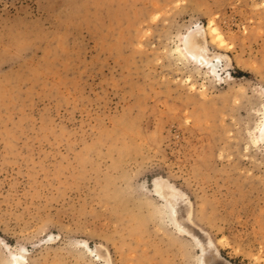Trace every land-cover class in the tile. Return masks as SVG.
Masks as SVG:
<instances>
[{
	"label": "rangeland",
	"instance_id": "1",
	"mask_svg": "<svg viewBox=\"0 0 264 264\" xmlns=\"http://www.w3.org/2000/svg\"><path fill=\"white\" fill-rule=\"evenodd\" d=\"M210 21L215 78L182 53ZM263 112L264 0H0V264L198 263L155 177L264 264Z\"/></svg>",
	"mask_w": 264,
	"mask_h": 264
},
{
	"label": "bare ground",
	"instance_id": "2",
	"mask_svg": "<svg viewBox=\"0 0 264 264\" xmlns=\"http://www.w3.org/2000/svg\"><path fill=\"white\" fill-rule=\"evenodd\" d=\"M202 28L204 29H200V30H198V28L195 29L196 30L195 32L191 33L188 38H185L186 45L182 53L184 54L185 52V54L189 56L190 62L192 61L193 63L198 65L199 68L202 67L212 77L215 78L216 76H218L219 71L223 69L225 66L230 65V63L225 56H221L220 53L209 51L206 48L207 36H211V38H213L214 40H220V34L216 26L213 25V22L210 21L206 28L205 27ZM177 52L178 54L180 53V51ZM221 57L225 61V66L223 68H218V64L216 62L218 61V59H221ZM261 125H264V112L262 114V120L260 126ZM153 191L154 194H156L160 198L163 205L165 206L166 210L165 208L164 210L167 214L166 218L168 217L173 227L175 228L176 232L178 234H182V236L190 235L193 238V240H195L196 247H198V249L202 253V255L199 258V262L196 264H229L226 260L222 259L221 256H219L217 249L214 247L212 243V240L205 235V232L200 228L196 227L192 222L190 200L180 190L174 187V185L169 183L165 178L155 177L153 179ZM185 199L187 200V203H185ZM83 242L84 244L86 243L85 241ZM22 250L20 251L10 250L9 264H25L26 249L22 248ZM97 251L99 252L95 253V255H97L96 257L103 258V260H105L106 263L110 262L108 260V255L106 252L100 253V250ZM89 252L91 253V251Z\"/></svg>",
	"mask_w": 264,
	"mask_h": 264
},
{
	"label": "snow or ice",
	"instance_id": "3",
	"mask_svg": "<svg viewBox=\"0 0 264 264\" xmlns=\"http://www.w3.org/2000/svg\"><path fill=\"white\" fill-rule=\"evenodd\" d=\"M185 203H187V200L185 199ZM25 264H27V262H25Z\"/></svg>",
	"mask_w": 264,
	"mask_h": 264
}]
</instances>
